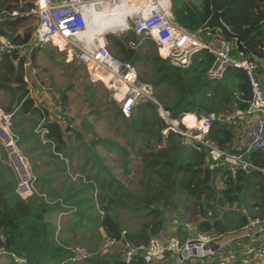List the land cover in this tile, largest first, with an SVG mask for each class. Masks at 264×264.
Wrapping results in <instances>:
<instances>
[{
  "label": "trees",
  "instance_id": "obj_1",
  "mask_svg": "<svg viewBox=\"0 0 264 264\" xmlns=\"http://www.w3.org/2000/svg\"><path fill=\"white\" fill-rule=\"evenodd\" d=\"M37 1L0 0V37L16 47L0 58V94L15 97V103L9 107L0 103V111L11 116L9 128L15 145L29 159L33 177L32 194L22 199L17 193L16 175L0 161V256L23 258L26 264H149L143 249H149L151 242L164 233L167 214L177 211L178 206L193 217L198 235L212 238L239 233L255 220L264 219L263 175L253 170L243 172L226 165L210 164L207 149L201 144H183L184 138L178 133L163 135L166 125L158 117L161 107L173 120L188 115L200 119L212 114L229 118L228 121H212L204 140L232 153L245 120L235 117L234 113L245 112L251 98V88L242 69L227 67L220 80L209 81L206 74L214 57L206 51L192 55L190 63L180 68L162 59L157 44L149 38L131 31L123 37L106 36L109 53L135 68L138 80L152 87L158 104H139L128 119L122 118L117 111L118 118L123 120L127 142L132 149H137L141 161V189L130 190L95 153L97 144L110 148H117V144L93 139L84 147L81 145V150L77 147L73 154L67 134L79 138L80 132L71 133L66 126L70 122L50 118L47 106L29 97L19 52L31 43L33 29L29 32L19 29L26 25L31 15L28 14ZM217 5L222 22L240 37L248 52L255 58L264 59V0H219ZM171 14L177 26L201 35L198 30L211 15L210 0H171ZM131 43L137 45L135 49L130 48ZM101 45H104V39ZM231 53L236 58H247L234 50ZM256 73L258 78L264 75L260 70ZM61 99L65 103L63 94ZM60 108H63L62 104ZM26 122L36 127L42 124L41 128L47 132L46 144L41 142L35 130L24 132ZM180 129L184 130L183 126L180 125ZM27 144L29 151L24 146ZM118 150L121 149L118 147ZM37 152L34 159L32 155ZM83 152L89 155L83 157ZM46 155L52 162L64 165L58 168L57 164V169L47 171L49 174H40L41 171L38 174L42 166L49 164L43 160ZM72 160L80 163L75 165ZM253 160L257 164L261 162L257 152ZM71 170L78 173L71 174ZM59 172L65 176L69 174L71 181L67 178L68 181L60 182L59 187L45 189L50 180L60 179ZM176 193L183 197V204L178 205L172 199ZM90 209L96 211V217L90 215ZM120 211L137 218L133 221L138 222L137 228H129L125 223L128 221L119 220ZM55 213L69 215L59 229L55 222L47 219ZM84 225L100 230L103 241L112 243L111 249L78 259L74 249H70L74 242L69 243L63 237L67 232L81 236ZM131 251L134 254L127 260ZM183 264L245 263L242 259L226 262L216 253Z\"/></svg>",
  "mask_w": 264,
  "mask_h": 264
},
{
  "label": "built area",
  "instance_id": "obj_2",
  "mask_svg": "<svg viewBox=\"0 0 264 264\" xmlns=\"http://www.w3.org/2000/svg\"><path fill=\"white\" fill-rule=\"evenodd\" d=\"M119 2L120 0H38L35 3V8L31 11L37 18L32 40L38 45L55 47H57L55 45L58 44L57 41H63L65 47L85 67L90 81L92 83L99 82L113 92V99L119 103L121 117L128 119L139 104L146 102L157 104L153 97L152 87L138 80L136 70L131 64L122 62L112 56L106 49V44L103 46L92 43L83 45L81 43L83 39L80 38L86 28L83 7L90 6L98 10L103 4L112 5ZM148 2L149 5L146 7L148 16L137 19L135 16L141 13L129 15V19L133 21L128 30L137 36L149 38L155 42L158 47V55L162 59L168 60L175 67L183 68L190 63L192 55L200 51H206L214 57V63L206 74L207 80H220L225 69L231 66L242 69L246 73L251 88V98L247 102L245 112L238 110L234 113L235 117L246 116L250 118V121L239 132L231 149L232 153L204 140L212 121L216 119L228 121L229 118H220L212 114L198 119L192 115L194 123L189 126L182 121L183 117L180 120H173L168 111L158 106V114L166 125V129L162 134L166 136L170 132L178 133L184 138L183 141L187 143L186 145L194 142L201 144L207 149L210 164L226 165L230 169L243 172L253 170L264 176V91L256 73L260 70L258 64L247 60V58L234 57L231 53L233 50L232 42L222 37L218 32L206 31L198 35L177 26L173 21L172 14L166 10L167 3L168 10L170 7L169 0L165 3H162L161 0H148ZM136 46L134 43L130 44L132 49H135ZM15 49L16 47L9 40L0 39V58ZM59 50L63 52L62 49ZM96 73L108 75L109 81L107 83L102 80L98 81ZM25 82L27 83L26 77ZM0 115L2 127L6 130L0 126V134L2 135H0V140L3 141L5 149L12 146L13 155L19 156L7 132L11 117L3 113ZM179 123L184 124L183 131L177 128ZM46 133L43 128L38 133L43 144L47 143L45 140ZM7 138L9 139L8 143H6ZM256 152L261 157L259 164L253 160V155ZM7 153L9 154V152ZM9 156L12 157L10 154ZM19 163L22 169H18L14 165L19 175L21 170L27 173L21 158ZM28 180L27 175L25 181H23L24 184L19 185L17 189V193L22 199L30 196V190L26 184ZM252 225L257 226L260 230L264 252V219H257ZM212 241L213 239L210 236L198 235L194 239L186 241L180 247L169 246L167 253L176 256L178 264H183L193 258H204L214 254L217 250L210 247ZM107 245L111 246L112 243ZM132 254H134V251L127 254V260ZM12 259L14 264H26V260L23 258L12 256Z\"/></svg>",
  "mask_w": 264,
  "mask_h": 264
},
{
  "label": "rangeland",
  "instance_id": "obj_3",
  "mask_svg": "<svg viewBox=\"0 0 264 264\" xmlns=\"http://www.w3.org/2000/svg\"><path fill=\"white\" fill-rule=\"evenodd\" d=\"M28 15L30 16L27 18L26 25L19 29V31L29 32L31 29H33L32 32L34 33V29L37 24V18L32 12H30ZM135 17L137 19H141L143 15L140 14ZM132 21L133 20H130L129 17H127L126 22L128 28L125 27L124 29H120L114 33H107L104 35L123 37L127 32H129L128 29L132 26ZM104 35L96 37L97 42H99L98 44L101 43ZM58 45L60 44L58 43ZM57 47L51 45H38L32 40L27 47L20 50L19 58L23 59V69L26 72L27 87L30 90L29 97L32 98L36 103H44L47 106L50 118L56 117L57 119L61 118V120L64 122H70V125L66 126L69 127L71 133L75 131L80 132L81 136H79V138H75V134L74 136H71L72 134H67V143L71 147L73 154H75V149H77V147L80 148L79 150H81V145L84 147L86 143L93 139L107 140L117 144L121 150H118L117 146V148H110L108 145L97 144L94 148L95 153L100 158V162L105 167L109 168L111 173L117 179H119L121 183L127 186L128 189L134 191L140 190L141 186L139 185V171L141 167V161L137 156V149H132V147L127 142L126 134L122 125L123 120L117 116L119 103L113 99V92L108 90V88L99 82L92 83L88 74L86 73L85 67L80 63L75 55L71 52H68L69 49L67 48L62 49L61 47H58L63 51L60 52ZM106 49L109 51L107 44ZM97 74L99 73H96V75ZM101 74L97 75V78L102 77ZM99 80L100 79L98 78V81ZM61 94H63L65 97V103L61 99ZM0 103L3 107H9L11 104L15 103V97L12 94H0ZM61 104L63 106L62 109L60 108ZM1 113L5 114L3 111H0V114ZM158 117L160 118L159 114ZM183 121L185 123L187 122V125H190V123L186 121V116L183 118ZM13 122L14 119H12V123ZM15 122H19L18 118H16ZM31 124L32 123L28 122L25 123L23 127L24 132L27 133L33 129L39 136L38 133L41 130L42 124L40 123L38 127ZM180 125L185 127L184 124L179 123V126H177L178 129L180 128ZM0 126L2 129H4L1 122ZM66 126L65 124L62 125L64 128ZM34 127H36V129H34ZM7 130L9 136L12 139L15 151L22 159V162L28 173L27 175L29 180L26 182V184L30 190L29 194L31 195V180L33 177L29 171V159L17 149L9 126ZM184 143L187 144L185 141H183V144ZM0 146L2 147L0 161L3 162L6 167L10 168V171L16 175L18 179V186L24 184L23 181H25L26 175L22 172V170L20 171L19 175L9 156V154L14 156L12 151L9 150V154L7 153L2 140H0ZM24 146L27 148L26 151L30 150L28 149L29 144ZM33 152L34 151H32V153ZM83 153V157L89 155L87 152ZM36 155H38V152L32 155L34 156V159H36ZM62 159L65 160V158ZM43 160L49 161V164L47 166H42L41 169L37 171L38 174L40 171V174L48 173L47 171L52 172L53 170L57 169V164L58 168L64 165L57 162H52L49 158V155L44 156ZM68 161L69 160L67 159L66 163H68ZM72 161L75 165L80 163L79 160ZM54 164H56V166ZM75 170H77V168H75ZM71 171V174L78 173L74 170ZM59 175V180H50V184L48 183V185L44 188L52 189L54 187H59L60 182L68 180L71 181L69 174L68 176H65L59 172ZM74 178L76 180L79 179V177L75 176ZM37 186H39V184H37ZM36 190L38 191V189ZM88 195H90V193H88ZM172 199L178 205H180V203L183 204V197L181 194L176 193ZM179 207L180 206H178L177 211H171L167 214V223L164 233L162 232L159 238L154 239L151 242L149 249H143L145 250L144 252L147 254V258L149 260L153 261L158 257H162V255L167 253L169 246L172 247L176 243L177 245H175V248L180 247L189 239L188 234H190L192 230L193 224H191V222L193 221V217H191L188 212H185ZM89 213L92 215V217H96L97 215L95 210L90 209ZM47 219L53 223L55 222L59 229L64 225V222L69 219V215H57L55 213L48 215ZM119 220L128 221L125 223L129 228H137L138 222L133 223V221H136L137 218H133L131 213H124L120 211ZM182 225L183 231L181 230ZM177 226H179L178 229L176 228ZM81 229H83L81 236H74L73 233L67 232L63 237V239H67L69 243L74 242L70 249H74L73 253H75L78 259L91 257L93 254H102L105 251L111 249L112 246H108L103 241V235L100 230H94L91 226L87 225H84L81 227ZM177 231H179L178 234ZM59 234L60 233L58 232V236ZM170 254L172 255V253ZM174 258L177 262L176 256ZM0 264H9V262L7 259H0ZM259 264H264V258L260 259Z\"/></svg>",
  "mask_w": 264,
  "mask_h": 264
},
{
  "label": "crops",
  "instance_id": "obj_4",
  "mask_svg": "<svg viewBox=\"0 0 264 264\" xmlns=\"http://www.w3.org/2000/svg\"><path fill=\"white\" fill-rule=\"evenodd\" d=\"M167 4H166V10L171 13V0H169V6H170L169 10H168ZM143 11L144 10H141L139 12H134V13L132 12L129 15H135L138 13L143 14ZM0 39H3V38L0 37ZM258 80H259L261 87L264 91V75L259 76ZM242 118H245V120H243L244 126L247 125L250 121V118L246 117V116L242 117ZM192 222H191V224H193ZM176 228L178 229L179 226H177ZM181 230L183 231V225L181 227ZM178 232L179 231H177V234H178ZM188 236H189L188 240L194 239L195 237L198 236L197 232L195 231L194 225H192V230H191L190 234H188ZM212 239H213V241L211 242L210 247L212 249L217 250V251H215L214 255L216 253L221 254V256L225 259L226 262H230V261L231 262H237L240 259H242V262L244 261L245 264H257V263L259 264L260 259L264 258V253L262 250L263 241L261 238L260 230L255 225L254 226L250 225L249 227L244 228L239 233H231V234H228V235L223 236V237H218V238L213 237ZM211 255H213V254H211ZM206 257H208V256H206ZM206 257H204V258H206ZM212 258H214V257H212ZM0 259H7L9 264L14 263L12 256L11 257L0 256ZM149 264H177V262L173 256V254L171 255L170 253H166V254L162 255V257H158V258L154 259L153 261L149 260Z\"/></svg>",
  "mask_w": 264,
  "mask_h": 264
},
{
  "label": "bare ground",
  "instance_id": "obj_5",
  "mask_svg": "<svg viewBox=\"0 0 264 264\" xmlns=\"http://www.w3.org/2000/svg\"><path fill=\"white\" fill-rule=\"evenodd\" d=\"M162 3H165L168 0H161ZM149 5L148 0H120L119 3L115 4H103L100 9L95 10L90 6L83 7L86 28L84 32L81 34L82 44L92 43L94 45H100L97 42L96 37L100 35H104L107 33H114L120 29L128 28L126 17L130 13L143 11V17L146 18L148 16V10L146 7ZM168 5V4H167ZM145 8V9H144ZM104 39V37H103ZM60 45L55 44L62 49L66 48L63 41H57ZM105 45V41H104ZM70 52V51H68ZM101 73L97 74L100 75ZM102 77H98L103 82H108V75L104 73L101 74ZM124 91V89H122ZM192 118V119H188ZM183 121V119H182ZM186 121L190 123L191 126L194 123V117L192 115L186 116ZM187 123V122H186ZM26 177L27 173L22 171Z\"/></svg>",
  "mask_w": 264,
  "mask_h": 264
},
{
  "label": "water",
  "instance_id": "obj_6",
  "mask_svg": "<svg viewBox=\"0 0 264 264\" xmlns=\"http://www.w3.org/2000/svg\"><path fill=\"white\" fill-rule=\"evenodd\" d=\"M218 1L219 0H210V11L211 15L210 17L205 21V23L199 28L198 33H203L206 31L210 32H218L222 37L228 39L232 42V48L234 51H236L238 54L246 55L247 60L254 61L258 64L259 69L262 73H264V59H258L252 56L248 50L244 47L242 44V41L238 35H235L231 32V30L222 22L221 20V13L218 9ZM104 35V39H105ZM9 139H6V143H8ZM7 152L9 150L13 151L12 146L7 147ZM14 165L19 169H22L19 156L16 154L11 157Z\"/></svg>",
  "mask_w": 264,
  "mask_h": 264
}]
</instances>
